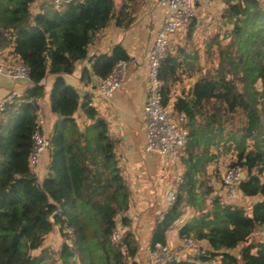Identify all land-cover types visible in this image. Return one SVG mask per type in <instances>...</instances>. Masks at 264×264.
<instances>
[{
  "label": "trees",
  "instance_id": "16d2710c",
  "mask_svg": "<svg viewBox=\"0 0 264 264\" xmlns=\"http://www.w3.org/2000/svg\"><path fill=\"white\" fill-rule=\"evenodd\" d=\"M35 1L0 0V47L14 45L13 54L28 68L30 83L22 95L12 96L0 114V264H47L50 259L52 264H136L139 246L125 215L130 192L107 123L97 115L90 96L85 94L79 101L78 93L63 78L87 57L88 44L113 17L114 1L73 0L61 11L49 7L32 14ZM223 2L237 54L232 63L234 76L227 77L221 67L205 70L189 93L173 103L175 111L186 116L188 155L182 159L183 181L156 223L150 247L166 243V232L185 209L198 206L212 192L210 187L198 190L204 154L193 152L200 145L204 153L211 145L234 140L237 161L233 164L245 171L239 189L246 197L262 200L248 214L214 197L209 215L201 214L179 229L180 237L205 240L209 250L193 261L170 264H264V242L243 246L240 259L230 253L264 228V6L258 0ZM192 32L191 21L187 38ZM182 55L192 58L182 49L177 55L167 52L160 62L158 76L165 103L170 87L182 78ZM128 60L124 48L117 45L109 55L97 56L91 71L82 72V80L89 84L92 76L105 78L119 62ZM48 76L54 77L49 106L57 119L50 133L48 173L39 181L28 157ZM237 81L243 83L241 88ZM79 110L91 122L83 129L74 118ZM238 111L244 120L237 137L231 132L223 137L225 121ZM118 221L124 233L114 242L111 235ZM54 226L62 238H66L65 227L71 230L72 245L62 242L56 257L44 249L32 255ZM216 257L219 261L213 262Z\"/></svg>",
  "mask_w": 264,
  "mask_h": 264
},
{
  "label": "crops",
  "instance_id": "0c3cea01",
  "mask_svg": "<svg viewBox=\"0 0 264 264\" xmlns=\"http://www.w3.org/2000/svg\"><path fill=\"white\" fill-rule=\"evenodd\" d=\"M113 1V17L88 44L87 57L77 61L73 72L64 75L63 78L69 86L75 89L78 95L84 92L90 96L92 101L97 77L92 76L91 82L88 84L82 80V72L84 70L90 72L96 57L102 54L109 55L117 45L123 47L129 57L125 63V74L120 88L114 91L110 100L99 101L95 99L93 102L95 104L92 106L97 115L107 123L108 135L114 143V153L121 169V175L130 192L129 207L125 215L130 220V229L139 246L134 261L136 264H148V251L153 229L171 205L167 200V195L175 187L177 174L183 175L185 167L182 159H186L188 154L185 149L181 161L177 165H171L164 158L145 150L147 138L143 125L142 105L147 83L146 55L160 27L163 10L158 5L157 0ZM42 11V9H38L36 13ZM187 28L180 31L178 36L182 40L180 45L186 42L195 44V52L197 53H193L191 59L197 55L199 60H202L208 53L216 51L218 45L229 38L232 28L223 0H200L197 14L192 20L193 32L190 38L186 36ZM13 46L10 44L0 47L1 66L7 67L19 61L13 54ZM188 48L178 47L170 51V54L177 55L182 49L190 53V48ZM191 59L185 58L182 65L191 62ZM198 79H188V89L182 91L178 97L171 96L173 84L170 87L169 100L174 103L177 98L187 95L190 87ZM53 81L54 77L52 76L46 78L44 81L45 95L39 101L38 115L44 120L43 129L46 134L51 133L52 126L57 119L51 113L49 106V93ZM29 87L30 83L26 79L12 81L0 74V99L7 96H20ZM81 100L82 98H79V101ZM74 118L81 129L91 123L80 110L75 113ZM78 119L84 123V126L79 124ZM212 147L213 145L202 153L204 148L203 145H200L193 152L194 155L204 154L202 156L204 162L199 168L200 172L197 178L200 181L201 175L205 173L209 180L207 187H210L212 192L208 196H203L206 203L200 202L196 207H187L179 220L166 232V243L171 246L177 247L179 245V229L184 224L201 214L209 215L212 211L213 198L223 196L221 185L216 184L214 177L210 176L211 167L216 165L215 161L217 160ZM48 164L49 152L46 151L42 155L39 167L34 171L39 181L44 179L48 173ZM197 184L199 186L200 183ZM261 200L262 198L259 196L247 197L246 203L249 204L247 213L250 214L253 204ZM221 202L223 203L222 200ZM251 237L256 238L258 242H264V228L256 230L251 234ZM61 243L62 237L58 227L54 226L52 232L45 237L42 246L33 250L32 254L39 255L44 249L50 253L51 257H56L55 254L58 252ZM199 244L206 251L209 250L205 240L199 241Z\"/></svg>",
  "mask_w": 264,
  "mask_h": 264
},
{
  "label": "built area",
  "instance_id": "2783aa9c",
  "mask_svg": "<svg viewBox=\"0 0 264 264\" xmlns=\"http://www.w3.org/2000/svg\"><path fill=\"white\" fill-rule=\"evenodd\" d=\"M51 9L61 11L73 0H40ZM200 0H157L158 5L163 10V17L160 27L156 32L151 47L146 55V93L142 105L143 125L146 132L147 144L145 150L148 153L164 158L169 164L177 165L179 158L187 143V129L185 128L186 116L182 112L175 111L173 102L168 100L163 102V82L159 79V66L168 52L169 41L173 35L186 29L195 18ZM28 68L20 61L12 65L3 67L0 65V74L12 81L28 80ZM125 74V62H119L109 75L105 78L97 77L95 81V94L93 100L108 101L115 90L119 89ZM85 96L84 92L79 94V98ZM12 96L0 99V114L7 103H10ZM44 120L37 115L36 124L32 133V147L28 157L30 169L34 172L40 165L42 155L50 148V134L44 132ZM35 173V172H34ZM244 169L231 164L224 171L221 178L223 198L226 203L236 207H245L247 197L244 196L239 184L244 179ZM183 178L177 174L175 187L167 195L168 202L175 200L179 185ZM66 238H62L69 246L72 245L73 237L71 230L64 228ZM124 229L119 222L113 230L111 238L114 242L120 240ZM199 241L192 236L183 235L177 247L167 243H156L148 251V264H170L179 261H191L192 257L200 253ZM59 251V250H58ZM203 252H205L203 250Z\"/></svg>",
  "mask_w": 264,
  "mask_h": 264
},
{
  "label": "rangeland",
  "instance_id": "374dc122",
  "mask_svg": "<svg viewBox=\"0 0 264 264\" xmlns=\"http://www.w3.org/2000/svg\"><path fill=\"white\" fill-rule=\"evenodd\" d=\"M258 2L264 6V0H258ZM38 9H42L43 11L46 9H49L48 5H45L44 3H42L40 0L35 1L30 8V11L32 14L36 13L38 11ZM50 10V9H49ZM232 30V28H231ZM182 42V40H180L178 33H176L175 35H173L169 41V47H168V52L177 49L178 47H186V48H190V54L191 56L193 55V53H197L195 52V44L190 43V42H186L185 44L183 43V45L180 43ZM188 48V49H189ZM236 52H235V47L231 45V40H230V36L229 38H227V40H224L223 43H220L218 45V47L216 48V51H212L210 53H208L207 56H204L202 60H199V57L196 55L193 57V59H191L190 66L188 64H183L182 65V72H183V76L181 78V80L177 83H175L172 86V97H178L180 96L182 91H186L188 89L189 86V82L188 79H198L204 72L205 70L208 69H217L219 67L222 68V70H224V72L226 73L227 77H231L234 76V65L232 64L233 61H235L236 59ZM183 57H181V59H184V55H182ZM192 66V67H191ZM189 72H192V76H188ZM243 85V83L237 81V86L239 88H241ZM257 86L260 87V82L257 83ZM171 98V97H170ZM244 120L243 115L238 111L236 114L233 115L232 120H228L225 121V132L222 134L223 137L226 136L227 132H231L233 133L234 137H237V133L239 132L240 128H241V124L242 121ZM79 124L81 126H84V123L78 119ZM235 141H226L225 143H219L216 146L212 147V151H214V153L216 154L217 160L215 161L216 165H212L211 167V174L210 176L214 177V182L218 185H221V178L222 175L224 173V171L226 170V168L235 163L237 161V150L235 149ZM251 143L252 141L249 140L247 142L248 144V150L251 148ZM186 148V146H185ZM185 148L179 158V162L181 161V158L184 156L185 154ZM245 173V171H244ZM256 173V170L255 172ZM209 176V175H208ZM261 178H263V176H261ZM199 183L201 185H199V192L204 191V189L208 186V182L209 180L207 179V175L205 173H203L201 175V178L199 179ZM208 180V181H207ZM220 200H222L224 203L225 200L223 198V196L219 197ZM203 203H206L204 198H203ZM245 207L249 208V204L245 203L244 204ZM258 240L256 238H253L250 236V238L248 239L247 243H243L241 244L240 248L237 247L236 249L230 251V253H232L233 255H235L238 259H240L239 256V252L241 250V248L247 244H252L254 246H256L258 244ZM200 246V244H199ZM204 251H206L202 246L200 248V251L198 253L200 254H204ZM255 252V250L253 251ZM52 253V252H51ZM32 254V252H31ZM53 254V253H52ZM33 255V254H32ZM199 255V254H198ZM54 257V256H53ZM198 257L193 256L192 259L195 260ZM191 260V261H193ZM53 260H49L47 262V264H52ZM213 262H218L219 261V257H216L212 260Z\"/></svg>",
  "mask_w": 264,
  "mask_h": 264
},
{
  "label": "water",
  "instance_id": "95a60500",
  "mask_svg": "<svg viewBox=\"0 0 264 264\" xmlns=\"http://www.w3.org/2000/svg\"><path fill=\"white\" fill-rule=\"evenodd\" d=\"M243 178L245 177V175L242 176Z\"/></svg>",
  "mask_w": 264,
  "mask_h": 264
}]
</instances>
